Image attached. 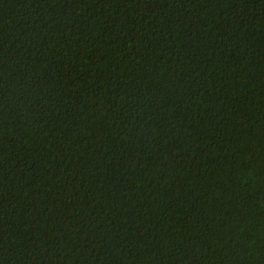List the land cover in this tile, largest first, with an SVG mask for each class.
<instances>
[{
	"label": "trees",
	"instance_id": "obj_1",
	"mask_svg": "<svg viewBox=\"0 0 264 264\" xmlns=\"http://www.w3.org/2000/svg\"><path fill=\"white\" fill-rule=\"evenodd\" d=\"M0 264H264V0H0Z\"/></svg>",
	"mask_w": 264,
	"mask_h": 264
}]
</instances>
